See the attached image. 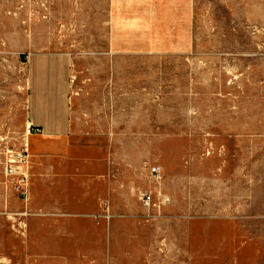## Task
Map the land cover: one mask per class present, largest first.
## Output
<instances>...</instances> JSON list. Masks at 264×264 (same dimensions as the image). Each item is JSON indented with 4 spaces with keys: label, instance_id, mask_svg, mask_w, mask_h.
Instances as JSON below:
<instances>
[{
    "label": "rangeland",
    "instance_id": "1",
    "mask_svg": "<svg viewBox=\"0 0 264 264\" xmlns=\"http://www.w3.org/2000/svg\"><path fill=\"white\" fill-rule=\"evenodd\" d=\"M110 2L0 0V197L34 213L0 217V264H264V0H193L186 54L117 52ZM39 54L66 131L30 135L24 200L4 166Z\"/></svg>",
    "mask_w": 264,
    "mask_h": 264
},
{
    "label": "crops",
    "instance_id": "2",
    "mask_svg": "<svg viewBox=\"0 0 264 264\" xmlns=\"http://www.w3.org/2000/svg\"><path fill=\"white\" fill-rule=\"evenodd\" d=\"M193 17V0H111L112 45L120 53H190ZM63 63L60 54H39L28 67V146L30 135L53 139L65 134ZM30 123L33 127L29 129ZM12 197H8L11 209H18ZM10 226L19 230L11 220Z\"/></svg>",
    "mask_w": 264,
    "mask_h": 264
},
{
    "label": "built area",
    "instance_id": "3",
    "mask_svg": "<svg viewBox=\"0 0 264 264\" xmlns=\"http://www.w3.org/2000/svg\"><path fill=\"white\" fill-rule=\"evenodd\" d=\"M31 127H33V123H30L29 129ZM28 151L29 147L26 143L20 154L17 155L14 152H10L4 166L6 186L24 200L29 199V175L27 170H25L28 165ZM31 214L34 213L29 212L26 207L23 209H11L8 197H0V215L9 218L15 229H19L18 232L26 229V218Z\"/></svg>",
    "mask_w": 264,
    "mask_h": 264
},
{
    "label": "bare ground",
    "instance_id": "4",
    "mask_svg": "<svg viewBox=\"0 0 264 264\" xmlns=\"http://www.w3.org/2000/svg\"><path fill=\"white\" fill-rule=\"evenodd\" d=\"M26 139H27V136H26Z\"/></svg>",
    "mask_w": 264,
    "mask_h": 264
}]
</instances>
